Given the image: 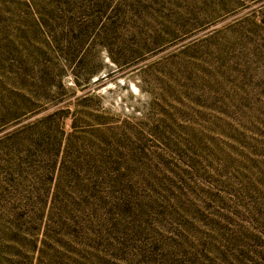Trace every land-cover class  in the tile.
<instances>
[{
  "label": "rangeland",
  "instance_id": "374dc122",
  "mask_svg": "<svg viewBox=\"0 0 264 264\" xmlns=\"http://www.w3.org/2000/svg\"><path fill=\"white\" fill-rule=\"evenodd\" d=\"M0 264H264V0H0Z\"/></svg>",
  "mask_w": 264,
  "mask_h": 264
}]
</instances>
